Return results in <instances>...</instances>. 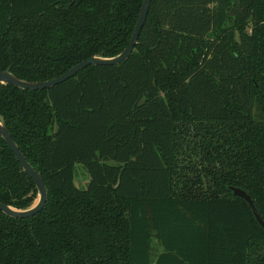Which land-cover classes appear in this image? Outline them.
Wrapping results in <instances>:
<instances>
[{"label":"trees","instance_id":"16d2710c","mask_svg":"<svg viewBox=\"0 0 264 264\" xmlns=\"http://www.w3.org/2000/svg\"><path fill=\"white\" fill-rule=\"evenodd\" d=\"M141 3L0 0V71L41 82L113 57ZM0 115L47 191L34 216L0 211V264H264V228L230 190L264 221V0H151L127 59L0 84ZM36 198L0 136V202Z\"/></svg>","mask_w":264,"mask_h":264},{"label":"water","instance_id":"95a60500","mask_svg":"<svg viewBox=\"0 0 264 264\" xmlns=\"http://www.w3.org/2000/svg\"><path fill=\"white\" fill-rule=\"evenodd\" d=\"M150 1L151 0H142L140 11L136 23L134 25L132 34L130 36L129 42L119 54L108 58L91 56L73 65L60 76L41 82H31V81L19 79L16 76H14L9 69H6L0 71V84H10L21 89L42 90V89L50 88L58 83L65 81L68 78H71L77 72H79L88 65H115L122 62L123 60L128 58V56L131 54L134 46L137 43L140 30L144 24L145 18L148 13ZM0 136L12 151L14 157L19 162L23 171L32 179L37 190V198L30 207L26 209H16L14 207H11L9 205L0 202V211L13 218H28L34 216L44 207L47 199L46 186L44 184L42 175L39 171H37L29 164V162L26 160L22 152L19 150L16 143L12 140L5 126L4 119L1 115H0ZM230 190L232 191L234 196L242 198L248 204L254 218L256 219L258 224L262 228H264V221L262 220L250 196L239 187H230Z\"/></svg>","mask_w":264,"mask_h":264},{"label":"rangeland","instance_id":"374dc122","mask_svg":"<svg viewBox=\"0 0 264 264\" xmlns=\"http://www.w3.org/2000/svg\"><path fill=\"white\" fill-rule=\"evenodd\" d=\"M83 167L79 164L75 165L74 169V182L78 187H85L88 181V175L86 172L82 169ZM34 203V202H33ZM161 250L158 243L154 241V238H152V247H151V255L154 258L157 253Z\"/></svg>","mask_w":264,"mask_h":264}]
</instances>
